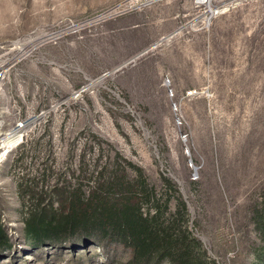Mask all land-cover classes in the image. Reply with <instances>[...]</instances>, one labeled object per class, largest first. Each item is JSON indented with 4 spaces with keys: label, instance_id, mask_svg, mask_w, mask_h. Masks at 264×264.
I'll return each instance as SVG.
<instances>
[{
    "label": "rangeland",
    "instance_id": "obj_1",
    "mask_svg": "<svg viewBox=\"0 0 264 264\" xmlns=\"http://www.w3.org/2000/svg\"><path fill=\"white\" fill-rule=\"evenodd\" d=\"M99 203L264 264V0H0V264H170L89 225L26 237Z\"/></svg>",
    "mask_w": 264,
    "mask_h": 264
},
{
    "label": "trees",
    "instance_id": "obj_2",
    "mask_svg": "<svg viewBox=\"0 0 264 264\" xmlns=\"http://www.w3.org/2000/svg\"><path fill=\"white\" fill-rule=\"evenodd\" d=\"M164 182L169 184L166 179ZM97 206L93 208L87 206L84 209L71 208L67 213L52 214L48 221L41 218L36 222H33L36 210L31 211L28 220L25 222L26 237L35 243L39 242L42 237L63 233L67 228L81 226L87 230L86 225H89L87 231L97 230L104 236L105 233L111 234L117 236L120 243L130 245L135 261H146L153 254L157 256L166 255L170 264L199 263L195 254L192 255L189 251L184 237L177 236L168 242L163 236V228L168 229L175 222H158V215L156 214L149 218L143 217L137 208L128 207L124 204H113L109 208H105L100 203L99 207L106 209L111 217L105 222L98 221L94 216V208ZM179 206L185 209L184 203L180 202ZM153 222L156 225H153ZM158 224L161 225V230ZM0 246L8 247L7 238L1 228Z\"/></svg>",
    "mask_w": 264,
    "mask_h": 264
},
{
    "label": "bare ground",
    "instance_id": "obj_3",
    "mask_svg": "<svg viewBox=\"0 0 264 264\" xmlns=\"http://www.w3.org/2000/svg\"><path fill=\"white\" fill-rule=\"evenodd\" d=\"M200 1L206 2V0H200ZM19 138H20L19 131H13L9 133V135L6 137L5 143L7 145H14L15 143L18 142Z\"/></svg>",
    "mask_w": 264,
    "mask_h": 264
}]
</instances>
